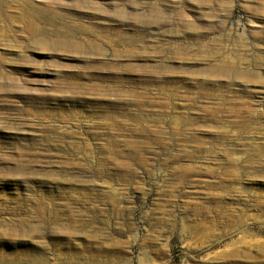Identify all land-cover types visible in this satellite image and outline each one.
<instances>
[{
  "label": "rangeland",
  "instance_id": "374dc122",
  "mask_svg": "<svg viewBox=\"0 0 264 264\" xmlns=\"http://www.w3.org/2000/svg\"><path fill=\"white\" fill-rule=\"evenodd\" d=\"M0 264H264V0H0Z\"/></svg>",
  "mask_w": 264,
  "mask_h": 264
},
{
  "label": "bare ground",
  "instance_id": "6f19581e",
  "mask_svg": "<svg viewBox=\"0 0 264 264\" xmlns=\"http://www.w3.org/2000/svg\"><path fill=\"white\" fill-rule=\"evenodd\" d=\"M117 15H125V12H117ZM31 35H33L35 32H29ZM34 43H36L40 49L45 50L47 48L53 47L55 49L58 50H69V51H76L79 49V46H76V44L70 42V40H64V41H60L54 45H51L52 42H48V41H35ZM217 69V68H216ZM215 69V70H216ZM222 69H225L224 67H220L218 68V71L222 72ZM101 90H99L98 92H100Z\"/></svg>",
  "mask_w": 264,
  "mask_h": 264
}]
</instances>
